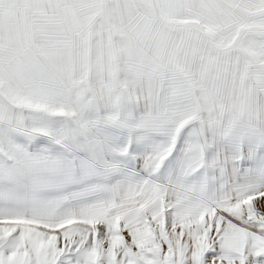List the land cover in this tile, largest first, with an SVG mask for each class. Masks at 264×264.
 <instances>
[{
    "label": "snow or ice",
    "instance_id": "1",
    "mask_svg": "<svg viewBox=\"0 0 264 264\" xmlns=\"http://www.w3.org/2000/svg\"><path fill=\"white\" fill-rule=\"evenodd\" d=\"M0 264H264V0H0Z\"/></svg>",
    "mask_w": 264,
    "mask_h": 264
}]
</instances>
